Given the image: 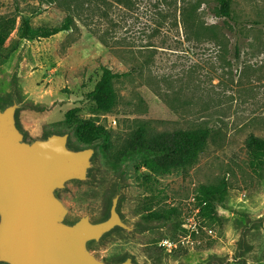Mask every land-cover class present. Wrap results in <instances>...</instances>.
<instances>
[{
    "label": "rangeland",
    "instance_id": "1",
    "mask_svg": "<svg viewBox=\"0 0 264 264\" xmlns=\"http://www.w3.org/2000/svg\"><path fill=\"white\" fill-rule=\"evenodd\" d=\"M217 6V0H0V16L17 20L8 40L16 49L0 54V104H21L27 140L68 132L73 147L95 148L89 179L68 183L59 197L72 216L106 218L123 188L120 213L139 228L117 229L95 248L108 262L132 256L136 264H264V169L250 165L247 145L252 134L264 138V0H233L232 18ZM67 15L75 20L71 30L20 37L22 16L33 26H55ZM102 66L131 71L116 82L121 102L109 113L97 112L89 96ZM138 122L157 132L205 125L212 135L187 171L156 172L139 158L112 156ZM86 125L108 133L93 135ZM222 179L227 192L212 216L203 215L200 186ZM172 207L178 214L163 218ZM165 239L173 247L161 245Z\"/></svg>",
    "mask_w": 264,
    "mask_h": 264
},
{
    "label": "water",
    "instance_id": "2",
    "mask_svg": "<svg viewBox=\"0 0 264 264\" xmlns=\"http://www.w3.org/2000/svg\"><path fill=\"white\" fill-rule=\"evenodd\" d=\"M20 107L17 99L0 107V262L135 264L132 256L107 262L95 252L116 229L139 228L119 212L121 185L106 218L72 216L58 195L68 183L89 179L95 148L71 147L68 132L27 140L16 120Z\"/></svg>",
    "mask_w": 264,
    "mask_h": 264
},
{
    "label": "trees",
    "instance_id": "3",
    "mask_svg": "<svg viewBox=\"0 0 264 264\" xmlns=\"http://www.w3.org/2000/svg\"><path fill=\"white\" fill-rule=\"evenodd\" d=\"M43 1L54 2L57 0ZM232 1L217 0L218 6L216 12L220 16L232 18ZM16 22L15 17L0 16V54L3 57H7L16 49V44L8 41L12 31L16 27ZM74 25L75 20L72 15H67L60 24L55 26H33L30 17L22 16L17 28L20 37L33 40L48 38L59 32L71 30ZM130 75L131 71L115 72L108 66H102L101 76L93 90L89 93V96L96 104L97 112L109 113L119 105L122 95L116 87V82ZM9 102L12 101L10 100ZM0 107H2L1 104ZM68 115L71 116L69 112ZM16 120L20 127L17 112ZM85 122L91 125L90 122ZM92 127L87 126L86 130L88 133L90 132L93 135L95 133L97 135L103 134L104 138V134L108 133L104 126L96 127L97 131L95 130V132H93V129H90ZM211 135L212 129L205 125L157 132L150 128L149 123L138 122L122 138L118 147L114 149L112 156L117 162L128 157L139 158L142 165L156 172L166 173L178 169L187 171L197 163L200 154L206 149ZM70 140L69 136V145L73 147L70 144ZM247 145L251 155L250 165L255 170L264 169V138L252 134L247 140ZM227 190L228 182L225 179L216 184L201 185L196 199L199 203L206 202V205L202 207V214L212 216L214 214V202L219 196L224 195ZM177 214L178 208L172 207L170 210L163 211V218L169 216L168 219L171 220V216H176Z\"/></svg>",
    "mask_w": 264,
    "mask_h": 264
},
{
    "label": "built area",
    "instance_id": "4",
    "mask_svg": "<svg viewBox=\"0 0 264 264\" xmlns=\"http://www.w3.org/2000/svg\"><path fill=\"white\" fill-rule=\"evenodd\" d=\"M204 203H206V202H204ZM198 211H199V208H198ZM196 231L198 232L197 229H196ZM174 244H175V243H174L173 241L169 240V239H165V240H163V241L161 242V245H163V246H165V247H167V248L173 247Z\"/></svg>",
    "mask_w": 264,
    "mask_h": 264
},
{
    "label": "flooded vegetation",
    "instance_id": "5",
    "mask_svg": "<svg viewBox=\"0 0 264 264\" xmlns=\"http://www.w3.org/2000/svg\"><path fill=\"white\" fill-rule=\"evenodd\" d=\"M119 212H120V210H119ZM120 214H121V213H120ZM121 215H122V214H121ZM122 217H123V216H122ZM123 218H124V217H123ZM124 219H125V218H124ZM116 230H117V229H116ZM116 230H115V231H116ZM115 231H114V232H115ZM112 233H113V232H112ZM126 257H127V256H126ZM126 257H125V258H126ZM125 258H124V259H125ZM124 259H123V260H124ZM132 259H133V257H132ZM104 260H105V259H104ZM105 261H106V260H105ZM121 261H122V260H121ZM133 261H134V259H133ZM107 262H108V261H107ZM134 263H135V261H134ZM135 264H136V263H135Z\"/></svg>",
    "mask_w": 264,
    "mask_h": 264
}]
</instances>
